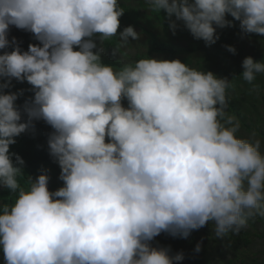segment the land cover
<instances>
[{
  "label": "clouds",
  "instance_id": "9594fccd",
  "mask_svg": "<svg viewBox=\"0 0 264 264\" xmlns=\"http://www.w3.org/2000/svg\"><path fill=\"white\" fill-rule=\"evenodd\" d=\"M147 4L165 10L173 34L182 21L207 45L219 39L213 25L231 26L226 14L244 33L264 36V0ZM126 6L0 0V190L15 194L0 205L5 264H179L183 252L151 245L161 232L186 239L213 222L224 238L264 218V152L255 133L237 136L240 122L226 113L231 81L178 59L141 58L118 70L101 62L92 37L117 36ZM29 32L42 46L21 51ZM118 37L115 52L140 34L127 26ZM242 68L248 83L264 74V62L250 56ZM13 78L34 92L25 122ZM40 119L54 129L47 144L64 185L56 191L46 170L22 186L25 162L9 150L15 137L41 129Z\"/></svg>",
  "mask_w": 264,
  "mask_h": 264
},
{
  "label": "trees",
  "instance_id": "16d2710c",
  "mask_svg": "<svg viewBox=\"0 0 264 264\" xmlns=\"http://www.w3.org/2000/svg\"><path fill=\"white\" fill-rule=\"evenodd\" d=\"M145 4L146 5H143L145 9L144 13H140L136 7L126 6L124 8V16L119 19L120 27L118 29V33L123 31V29L127 26H138L141 32H146L149 35L147 41L149 46L147 48V52L145 54H136L135 59L139 60L143 57L151 58L150 56L152 53L173 56L179 46L172 42V40L180 37L181 35H190L193 41H189L188 45L182 49L183 51H181L187 54V56L180 58L179 60L185 64L189 63V54L196 51L201 52L202 56L200 59L203 61H195V64L198 66L197 70L206 69L207 71L214 73L219 78H227L231 81L232 87L228 88L226 93L228 100L226 113L228 116L235 117V119L240 122V129L237 136L249 139L252 137V134L255 133V138L260 137L261 139H264V129L261 124L264 116V103L262 100L257 99V90L264 88V74H258L252 83H248L240 77V74L243 71L242 61L246 57L250 56L253 58L254 62H264V52H257L256 56L244 52V41H242L241 46H238L235 54L229 52L226 47L233 46L235 48L234 43L238 44L241 36L243 35L246 37H252V44L257 46V48H260V46L264 48V36H260L255 33H244L240 28V22L231 17L230 14H226V19L230 21L231 26L219 28L213 25L216 28V34L219 36V39L214 44L207 45L202 39H195L190 31L183 26L182 21H177V31L175 34L172 33L170 38L166 40L163 36H159V33L156 32L155 28H161L165 35L167 34L170 29L167 13H163L161 11L159 13L153 12L149 9L147 1H145ZM146 8H148V10ZM130 15H134L136 19H127ZM172 19L175 20L174 15ZM126 22H130V24L127 25ZM150 30H154V32ZM118 33L117 36H113L102 43L98 34L92 37V39L97 45L100 43L105 50L112 51V49H115L119 43ZM29 44L40 45V42L36 40L34 34L31 32H29V34L23 39L20 47L21 51H27ZM74 50L79 49L74 48ZM241 52H244L243 60L239 59L241 54H237ZM101 62L106 65H112L114 69L117 70L124 64L134 63H122L118 59H104L101 60ZM3 82L4 81L0 79V84ZM11 83L15 84V92L19 93L22 91V94L18 96L15 103L17 107L20 108L22 113L21 122H25L27 120V116L23 112V107L26 101H30L34 97L32 86L27 83V81L19 82L14 78ZM262 99H264V93L262 94ZM122 105L125 108L128 107L126 99H122ZM259 108L263 110V113ZM33 121L42 122V128H37L34 133L26 131L18 137H15L16 143L11 145L9 149L11 153L19 155L25 162L22 166L23 176L18 177V179L21 185L25 186L28 177H32L35 180L38 175L46 170L49 176V191H56L64 185L63 181L59 179L61 171L60 167L49 155L47 144L48 137L54 129H52V127L42 119ZM13 161H15L14 156ZM14 198L15 194L11 193L10 190L5 191V188L0 190V205L3 203H11ZM261 219L264 220V218ZM196 231L198 230H193V232ZM261 235L264 237V231H262L259 236ZM199 239L200 236L194 234H190L185 239L173 237L166 232H161V234L156 236L150 243L154 247L169 248L170 255H175L177 252H183L184 259L179 262V264H206L208 262L207 251L205 250L207 249V241L205 240L201 243ZM197 244H200L199 252L195 251ZM231 262V260H228L226 264H230ZM0 264H5L2 246H0Z\"/></svg>",
  "mask_w": 264,
  "mask_h": 264
},
{
  "label": "rangeland",
  "instance_id": "374dc122",
  "mask_svg": "<svg viewBox=\"0 0 264 264\" xmlns=\"http://www.w3.org/2000/svg\"><path fill=\"white\" fill-rule=\"evenodd\" d=\"M129 2V6L136 7L140 13H144L145 9L143 5H139L136 0H127ZM144 2L147 0H143ZM148 10V8H146ZM161 12L165 13V10L161 9ZM132 18L136 19L134 15H130L127 19ZM127 25L130 22H126ZM134 30L140 34V38L138 40H132L129 38V43L121 48H119L118 52H115L114 49L112 51L105 50L102 45H97V48H103V52L101 54V60L109 59L115 60L118 59L122 63L128 62H136L138 59H135L136 54H145L148 48V38L149 35L146 32H141L138 26L133 27ZM156 32L159 33V36H163L166 40L170 38V35L173 33L171 29L168 30L167 34L165 35L164 31L161 28H155ZM154 32V30H150ZM177 30H175L176 32ZM189 41H193L190 35H181L180 37L172 40L175 44L179 47L176 50V53L173 56H168L166 54H151V58H155L158 60H179L180 58L186 57L187 54L181 52L182 49L188 45ZM242 41L245 42L244 45V52L248 54H252L256 56L257 52L263 51L264 48L260 46H254L253 38L241 36L240 42L238 44L234 43L235 49L238 46L242 45ZM95 51V50H94ZM244 52L237 53L241 54L239 57L240 60H243ZM202 53L196 51L194 53L189 54V63H186L189 67L197 69V65L195 61L200 60ZM207 56V55H205ZM228 56V55H227ZM147 58V57H143ZM263 61V59H262ZM201 71L207 72L206 69H200ZM257 90V88H256ZM264 93V88L261 90H257V99L262 100L264 103V99H262V94ZM260 111L263 110L259 108ZM264 129V116L263 121L261 122ZM264 137V136H263ZM257 139L261 140V151L264 152V139L257 137ZM262 231H264V220L261 217H255L248 220L247 226L241 230L239 234H229L227 237L218 238L215 235L213 230V222L207 223L205 226L198 229L196 232H191V235H199V241L203 243L205 240L207 251V258L208 262L206 264H226L228 260L232 262L230 264H264V237L261 235L259 236ZM159 241V240H158ZM203 259V257H202ZM201 259V260H202ZM203 263V262H202Z\"/></svg>",
  "mask_w": 264,
  "mask_h": 264
}]
</instances>
